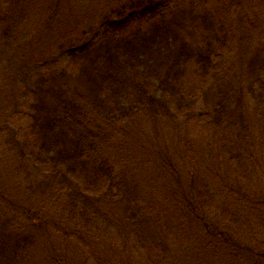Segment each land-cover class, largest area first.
I'll return each instance as SVG.
<instances>
[{
	"label": "rangeland",
	"instance_id": "rangeland-1",
	"mask_svg": "<svg viewBox=\"0 0 264 264\" xmlns=\"http://www.w3.org/2000/svg\"><path fill=\"white\" fill-rule=\"evenodd\" d=\"M128 1L80 0L79 4L82 13L87 9L90 16L103 19L112 5ZM188 1L195 3L199 19L205 9L216 3V0ZM219 12L210 31L200 20V29L183 24L189 27L186 37L190 42L198 47L209 44L208 50H222L224 60H216L219 67L206 64L208 67L204 68L195 63L186 67L182 77L175 79L178 85L175 97L170 100L167 97L164 102L167 109L158 111L157 123L155 117H147L149 110L138 103L129 107L133 110L130 115L113 108L104 112L103 120L108 122L106 127L112 137L105 156L115 168L120 185L115 193L121 190L126 207L145 203L153 212V221L140 222L133 230L132 240L137 241L135 231L139 235L142 232L141 245L146 246L143 252L149 259H153L150 247L167 244L168 253L161 252L159 264H243L214 252L204 259L202 253L195 252L198 247H193V243L178 247L179 225L185 226L188 221L182 206L179 202L176 204L173 197L185 193L195 196L193 202L198 198L204 200L214 213L223 212L221 221L232 229L245 220L247 213L253 222L250 214L253 215L256 219L251 239L264 242V214L262 209L259 211L264 201V93L259 92L262 76L258 71L264 43V0H223ZM37 18V14L31 16L26 24L24 19L23 23L17 21L19 34L11 39H0V233L5 227L11 229L16 220L25 234L32 233L40 239L36 226L42 224L45 217L49 221L50 215H54L43 202L45 196L52 193L53 178L36 169L42 164L38 160L44 154L40 145L31 141L34 135L25 141L27 147L24 144L26 130L33 119L43 116L39 100L47 101L44 105L49 110L53 105V96L45 94L51 81L40 86L39 71L52 69V66L72 69L84 60L77 56L69 63L64 58L61 63H53L55 57H59V61L62 57L63 52L59 51L62 48L58 47L61 35L48 32L46 28L39 29L38 33ZM54 24L53 29L62 25L57 21ZM64 32L67 33L65 29ZM67 46L68 41H64V48ZM46 59L51 62L42 67ZM151 64L154 63L151 61ZM145 74L151 77V89L159 99L163 91L169 94L170 90L158 86V77L165 74V69H156L153 74L146 69ZM70 87L71 92L66 91L65 97L71 93L87 95L89 89L86 82L78 78ZM54 88L59 89V84ZM219 107L232 117H238L234 109L239 107L245 116L246 130L239 123L241 132L238 130L239 136L233 143L219 129H210L206 123L207 116H214ZM38 124L41 129V122ZM187 130L195 140L192 154L183 147ZM116 202V214L121 217L122 205L119 200ZM223 205H227L229 211H223ZM120 228L122 224L114 230L107 228L103 235L100 229L91 230V235H96V249L100 234V243L107 255L117 262L152 264L148 258L142 259L139 252L135 256L124 253ZM50 235L41 240L38 253L30 251L21 264H63L60 259L63 255L72 264L74 255H69L66 249L73 247L72 241L63 234ZM102 245L98 249H102Z\"/></svg>",
	"mask_w": 264,
	"mask_h": 264
},
{
	"label": "trees",
	"instance_id": "trees-1",
	"mask_svg": "<svg viewBox=\"0 0 264 264\" xmlns=\"http://www.w3.org/2000/svg\"><path fill=\"white\" fill-rule=\"evenodd\" d=\"M79 1L0 0V39H11L18 35L17 21L23 23L24 19L26 24V19L37 14L38 33L39 29L46 28L48 32L61 35L58 47L62 48L59 50L63 52L62 57L60 61L59 57H55L53 63H61L63 58L69 63L77 56L84 60L80 66L77 63L76 68L72 69L52 66V69L39 71L40 86L45 85L47 80L51 81L45 94L53 96V105L49 110L44 105L47 101L39 100L38 106L42 108L43 116L33 119L31 127L26 130L24 144L27 147L25 141L31 140V135H34L31 141L42 148L44 157L39 158L42 164L36 169L53 178L52 193L47 194L43 202L54 215H50L49 221L45 217L46 221L36 226L40 239L32 233L25 234L16 220L11 229L5 227L1 230L0 264H21L30 251L38 253L42 239L56 233L72 241L73 247L66 248L69 255H74L72 264H121L107 255L100 243L107 228L114 230L121 224L119 230L124 253L135 256L139 252L137 254L142 259H147L143 252L146 246L141 245L144 235L135 231L136 242L132 240V235L140 222L153 221V212L148 210L145 203L126 207L121 190L115 193L120 185L115 168L105 156L107 143L112 141V137L106 127L108 122L103 120L104 112L113 108L114 111L130 115L133 110L129 107L138 103L149 110L147 117H155L157 123L160 108L165 111L168 107L164 103L165 99L175 97L178 87L175 79L181 78L190 64L195 63L204 68L215 64L219 67L216 60H224L222 50H208L209 44L198 47L190 42L186 37L189 27H185L188 25L200 29V20L209 31L212 30L215 19L221 13L219 5L223 0H216L212 8L205 9L202 19L196 15L195 3L188 0H129L125 4L112 5L103 19L90 16L87 9L85 14L82 13ZM56 21L62 25L53 29ZM65 39H68V46L64 48V41L67 43ZM262 47L263 54L258 66L262 76L260 93H264V43ZM49 62L46 59L41 66H48ZM146 69H149L150 74L156 69H165V74L158 77V86L170 90L169 94L163 91L160 99L156 96L151 89V77L145 74ZM77 78L86 82L89 88L87 95L71 93V96L65 97L66 91L71 92L70 83ZM56 83L59 89L54 88ZM234 111L238 112V117L228 115L219 107L215 115L207 116L206 120L210 129H219L232 143L239 136L238 130L241 132L239 123L246 130L243 112L239 107ZM33 128L38 129V132ZM184 134L183 147L192 154L194 137L189 130ZM194 197L189 193L173 197V201L182 206L188 221L185 226L179 225V248L193 243V247H198L195 252L202 253L204 259L208 253L214 252L243 264H264V242L261 240L257 243L254 237L251 239L256 217L250 214L252 222L247 213L244 215L245 220L232 229L225 221H221L223 212L214 213L212 206L204 200L198 198L193 202ZM117 200L122 205L121 217L116 214ZM222 208L223 211H229L227 205ZM260 209L264 214V201ZM94 228L100 229L102 233L97 235V249L96 235H91ZM101 245L102 249H98ZM168 247L162 243L161 246L157 244L150 247L153 259L148 260L152 264H159L158 259L163 256L161 252L168 253ZM60 259L63 264H70L65 255Z\"/></svg>",
	"mask_w": 264,
	"mask_h": 264
}]
</instances>
